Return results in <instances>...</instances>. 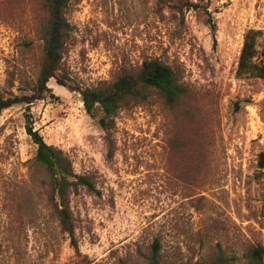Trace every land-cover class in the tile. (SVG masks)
I'll return each mask as SVG.
<instances>
[{
  "label": "rangeland",
  "instance_id": "1",
  "mask_svg": "<svg viewBox=\"0 0 264 264\" xmlns=\"http://www.w3.org/2000/svg\"><path fill=\"white\" fill-rule=\"evenodd\" d=\"M65 19L69 85L100 87L158 60L186 94L170 109L152 92L102 129L77 91L49 80L52 92L30 108L33 127L90 185L63 200L35 160L25 106L4 110L0 264H150L155 241L161 264H249L253 248L264 250V80L236 69L249 29L262 32L264 61V0H69ZM44 20L42 0H0L4 96L35 80Z\"/></svg>",
  "mask_w": 264,
  "mask_h": 264
},
{
  "label": "trees",
  "instance_id": "2",
  "mask_svg": "<svg viewBox=\"0 0 264 264\" xmlns=\"http://www.w3.org/2000/svg\"><path fill=\"white\" fill-rule=\"evenodd\" d=\"M69 0H42L45 20L41 25L42 41L41 64L35 80L30 87L20 95L8 96L0 91V115L14 106L23 105L26 108L25 131L31 142L36 146L35 160L45 167L51 178L53 192L61 199L71 187L78 185L90 186L89 183L72 173L70 161L57 148L45 143L41 135L33 127L30 108L36 102L43 100L52 91L47 87L53 79L57 85L69 91H77L85 112L95 117L100 113L98 123L102 129L112 124L117 111L130 103L145 101L152 92L156 93L166 107L174 109L180 99L186 94L176 80L173 71L158 60L144 61L139 69L125 71L113 82L96 88H78L67 83L68 77L61 70V60L71 27L65 19V10ZM262 36L260 30L249 29L244 33L243 43L239 53L236 75L239 78L255 77L264 80V61H257L258 40ZM258 164L264 168V153L259 155ZM76 179V182L71 179ZM60 225L63 231L72 234V225L65 208L59 210ZM159 244H152L150 264H161L158 260ZM264 250L258 246L251 250L249 264H262ZM196 264H229L226 259L211 260Z\"/></svg>",
  "mask_w": 264,
  "mask_h": 264
}]
</instances>
